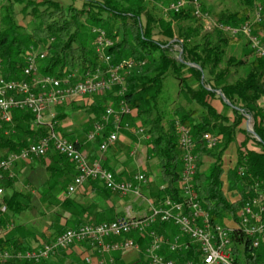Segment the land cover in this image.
<instances>
[{"label": "trees", "instance_id": "obj_1", "mask_svg": "<svg viewBox=\"0 0 264 264\" xmlns=\"http://www.w3.org/2000/svg\"><path fill=\"white\" fill-rule=\"evenodd\" d=\"M5 1V16L0 18L3 78L18 81L24 79L22 70L31 50L45 55L38 68L40 76H51L60 81L68 79L70 85L83 81L86 75L104 77L110 67L124 64L119 72L121 82L116 83L112 91H106L107 94L101 100L88 106L89 116L93 117L91 122H101L107 109L104 105L108 101L115 105L123 102L126 107L137 111L136 118L148 139L150 154L157 160L161 172L163 187L156 193H150L154 203L165 198L182 201L177 189L183 169L177 127L189 130L197 158L194 188L201 207L209 214L211 222L230 230L234 264H264V243L258 249H252L249 238L225 224L226 221L237 222L244 202L264 190V114L263 106H260L264 99V58L256 56L248 64L244 59L226 57V48L233 43L231 38L218 29L202 33V21L194 16L196 5L199 8L201 5L194 4V0H186L185 6L176 13L169 12L168 19L159 18L147 3L148 0H82L81 8L74 5L64 7L53 0ZM257 2L260 4L256 5L255 0H238L241 10L219 11L215 14V19L224 26L240 27L250 22L249 10L264 5V0ZM18 6L21 7V15L31 16L30 31H25L18 25L15 11ZM202 11L204 12L203 9ZM261 18L263 20L251 23V35L257 38L264 34V16ZM189 22L193 27L181 25ZM96 29L103 31L105 38L111 42V46L103 51L104 55L109 56L108 65L96 53L97 34L93 32ZM260 39L264 48V36ZM248 46L250 43L246 40L245 47ZM175 47L179 48L177 57L174 56ZM250 53L252 51L247 54ZM242 68L245 69L244 76L239 75ZM168 80L172 82L174 91L170 109L167 102L166 105L161 104ZM218 93L224 97L225 102ZM215 99L229 112L231 119L220 115L211 104ZM11 116L10 124L0 120V160L10 153H18L36 144L50 133L48 124L36 125L30 112L13 111ZM67 116V112L54 115L53 130ZM247 116L252 119L253 133L260 141L241 126ZM123 119L124 117L122 121ZM113 123L110 122L100 136L89 142L91 146L98 149L113 130ZM88 132L86 129L87 134ZM204 134L216 139L213 147H207L203 140ZM239 135L244 136L243 140L239 139ZM67 136L64 134L61 137L66 139ZM248 142L252 148L248 147ZM74 144L79 147L77 143ZM115 144L119 149L118 143ZM233 144L237 146L235 165L225 170L223 158ZM45 159L49 161L47 166ZM206 159L211 163L203 169ZM33 162L36 164L28 167L22 178L27 192H12L10 196L3 192L0 198V253L35 251L53 242L67 230L116 219H113L114 215L109 216L106 210L95 212L92 216L89 211H96L99 202L114 203L116 198L123 196L107 190L98 180L83 183L95 200H82L77 192L68 196V186L77 176L70 161L50 152ZM102 166L117 181H121L122 174H116ZM240 171L243 176L239 175ZM132 180L129 178L128 182ZM14 183L13 177L6 176L3 189H12ZM255 185L258 187L255 188ZM31 191L38 195L42 204L48 202L44 209L41 204L35 207L34 214H40L45 220L49 219L52 233L48 239L29 243L16 237L17 228L19 229L16 223L25 211L29 212L18 198H31ZM59 196H63V199L59 200ZM2 207H5V212L1 211ZM83 214L87 215L86 219ZM94 215L98 216L97 219H88ZM62 218L65 219V224L60 226L58 222ZM152 230L165 241H171L179 234L178 229L166 223H155ZM124 238L131 239L138 245L140 251L136 253L139 256L137 261L144 258L145 262L148 237L131 234ZM183 240L189 241L186 237ZM83 244L91 248L88 243ZM241 249L243 258L240 259ZM62 252L60 250L38 264H50L55 257H62ZM160 254L177 262L199 261L196 245L177 253L170 252L167 245H163ZM109 260L114 264H124L116 261L114 256ZM0 264L35 263L12 260L7 263L0 261ZM74 264L86 262L78 259Z\"/></svg>", "mask_w": 264, "mask_h": 264}, {"label": "built area", "instance_id": "obj_2", "mask_svg": "<svg viewBox=\"0 0 264 264\" xmlns=\"http://www.w3.org/2000/svg\"><path fill=\"white\" fill-rule=\"evenodd\" d=\"M194 4H196L195 0ZM184 5V2L178 1L170 4L168 9L176 13ZM255 10L254 22H259L261 20V7L257 6ZM194 16L203 18L207 22L211 21L210 16L203 14L197 5ZM251 23V21L246 22L237 28L219 23L214 24L216 29L232 37L242 35L248 39L254 54L259 58H264L263 46L258 38L251 35ZM93 32L97 34L96 53L100 60L108 65L109 56L104 55L103 51L111 46V42L105 38L103 31L96 29ZM44 56L43 53L31 50L22 70L24 79L19 81L3 78L0 59V120L10 124L13 111H27L33 115L36 125L46 123L50 129L48 137L42 138L36 144L30 145L18 153H10L0 160V198L4 192L3 181L6 176L13 177L11 169L16 163L31 162L46 156L50 152L63 156L74 165L77 176L68 186L67 195L75 194L77 189L87 180H98L112 193L142 198L141 186L147 182L144 175H138L130 182L117 181L114 175L102 166L101 160L90 161L74 143L54 132L52 128L54 115L51 114L48 119L43 116L56 105L110 91L116 83L121 82L122 78H120L119 72L124 68V64L115 68L110 67L104 77L86 75L83 81L70 85L68 79L60 81L55 77L39 75L37 64L44 59ZM36 91H38L37 94ZM127 111L125 104L120 102L119 113H114L108 108L105 110L101 122L94 124L92 131L87 135V140L90 142L101 135L110 123V119L114 122L113 130L98 147L100 153L107 151L109 146L117 141L118 131L121 128L130 129L129 125L122 121ZM262 112L264 114V106ZM250 120L252 121L251 118ZM262 124L264 126V118ZM137 133L141 134L143 130L139 129ZM177 133L183 162L180 176L181 202L169 198L157 203L148 201V210L142 216L121 217L97 225H85L77 230H67L57 236L53 242L43 245L38 250L0 253V261L7 263L15 260L38 264L41 260H47L58 251L67 250L79 243H88L99 254L138 252V246L131 239L124 237L139 234L149 239L145 249L146 260L141 264H234L231 253L230 230L211 222L209 214L199 203L194 188L197 158L194 154V145L189 130L177 127ZM203 140L208 148L216 144V139L208 134L203 135ZM239 175L243 176L242 171L239 172ZM257 187L255 185V188ZM1 211L5 212V207H2ZM155 223L171 224L179 230V234L175 235L171 241H165L152 230ZM236 229L241 235L250 239L252 249H258L264 243V190L257 192L254 197H250L244 202L238 213ZM184 237L188 238L189 241H184ZM110 240H114V242H110ZM163 245H167L172 253L187 251L191 245H196L199 251V261L177 262L166 259L160 254Z\"/></svg>", "mask_w": 264, "mask_h": 264}, {"label": "rangeland", "instance_id": "obj_3", "mask_svg": "<svg viewBox=\"0 0 264 264\" xmlns=\"http://www.w3.org/2000/svg\"><path fill=\"white\" fill-rule=\"evenodd\" d=\"M34 1L39 2L41 0H34ZM53 1L58 2L59 4H61L64 7L70 6V5L77 6V8L82 7V0H53ZM176 1H181V3L184 2L186 4V0H148L147 3H149L150 7L152 9H154L155 14H157L159 18L168 19L170 16L169 12H171L168 9L169 5L171 3H175ZM255 2H256V5L260 4L259 2H257V0H255ZM197 3H200V5H201V7L199 8L200 11L203 14H207V15L209 14L208 16H210V19H211V21L207 22L203 18L201 19V18L195 16L197 19H200L202 21L201 22L202 33H207L209 31L216 29L214 23H218V22L215 19L216 18L215 14H217L219 11H223V10L235 11L237 9L241 10V7H239L240 4L238 3V0H196V4ZM6 5H7V1L0 0V18H3L5 16V6ZM20 8L21 7L18 6L15 9V11L17 13L16 20L18 22V25H20L22 27V29L24 28L25 31H30L32 28L31 16L21 15L19 13ZM202 9L204 10V12L202 11ZM261 11H262V16H264V5H262V4H261ZM248 13H249L250 21L253 23L254 19H255L254 17H255L256 10L255 9L249 10ZM181 25H185V26L190 25L191 27H193V24L191 25L190 22L189 23H183ZM263 36H264V34H262L260 38L262 39ZM229 38H231L233 43L229 44L228 47L226 48V54H227L226 57L233 56L236 59H244L248 64H250L254 60V58L256 57L253 50L251 49V46L245 47L246 40L249 43H250V41L248 39L244 38L242 35H237L235 37H232L231 35H229ZM260 38L258 37V39H260ZM175 51H176L175 52L176 55H174V56L177 57V53H179V48L175 47ZM249 51H252V53L247 54ZM41 64H42V61L38 62L37 67L39 68V66H41ZM244 70H245L244 68L239 70V75L244 76L245 75ZM119 76H120V74H119ZM120 78H121V76H120ZM110 91H112V90H110ZM105 92H102L100 94H97V95H94L91 97H87L86 99H84V98L83 99H77V101L72 100V101L66 102L65 104H61L58 107L55 106L53 108L55 110V111L53 110L55 113L54 114L55 116L61 112H67L68 116L64 121H62L60 124L58 123V125H56L54 132L58 135H61V136L64 134L68 135L67 136L68 139H67V137H65V138L67 140H71L72 134L78 130L76 128H75V130L71 129V127H72L71 125H73V123L75 125H77V124L81 125L82 127H85V125H86V127L90 126L92 124V122H91V118L89 117L90 114L88 111V106L91 105L96 100H98V101L101 100L104 97V95L107 94ZM35 93L37 94L38 91H36ZM173 99H174V91H173V87H172V82L168 80L166 83V86H165L164 95H163V99L161 101L162 102L161 104L165 103V105H166L168 103L167 106L170 109L172 107L171 101ZM211 104L216 108V110L219 113H221L220 115L230 117V119H231L229 112H227L226 110L223 109L219 100L215 99L211 102ZM104 106H106L107 109L110 108L111 110H113L114 113H119L120 105H115L114 103H110L108 101V103H105ZM260 106H264V99H263V101H261ZM127 109H128V111H127V114L125 115L124 122H126L129 125L130 130L129 131L120 130L118 136H120V135L126 136V138L128 140V146H123L121 151H119V152L115 149L116 151L114 152L115 153L114 155L119 154V157H122V163L124 166V172L121 173L122 174V179H121L122 182H128L129 178L134 180V178L138 175H144L146 177L147 182L141 188V194L144 197H146V199L143 200L142 198H136L132 195L119 197L118 199L116 198L114 200V218L113 219H115V218L117 219V218H121V217H127V216H138V217L142 216L143 213H146L148 210V201H153L150 197V193H156L159 188L163 187L162 186L163 184L161 181V172H160V169L158 166V162L150 154V146L148 144V139L146 138V136L144 134L145 132H143L141 134L137 133V131L139 129L143 130V128L139 124V121L136 118L137 111L135 109H131L129 107H127ZM43 116L45 118H47L49 115H47V112H46ZM247 118H249V116H247L246 120H244L241 123V126L245 130H246ZM87 120L89 121V123L87 122ZM112 121H113L112 119L109 120V122H112ZM63 125H67L69 128H66V127L63 128L62 127ZM90 130L88 129V131H90ZM246 132H247V130H246ZM238 137L241 140H243V138H244V136H242V135H239ZM118 140H119V137H118ZM250 144L251 143L248 144V147L252 148L253 146ZM115 146H116V144H114V147ZM236 147L237 146L235 144L231 145V147L227 150L226 154L224 155L223 161H224V169L225 170L232 168L235 165ZM181 153H182V151H181ZM210 163H211V161L206 159L204 162L203 169H206ZM145 187H147V189H145ZM177 189L179 190V193H180L181 192L180 182L178 184ZM148 194H149V197H147ZM28 213L29 212L25 211L23 213V215L26 216V215H28ZM38 217L45 221V219L42 218V216L40 214L38 215ZM225 224L230 229H234L237 226V222H234V221L233 222L226 221ZM79 244H82V243H79ZM139 250H140V248H139ZM129 254L130 253H123L120 255L127 256ZM100 255H102V256H101L100 262H98V264H114V262H111L109 260V258L114 256V253H108V254L100 253ZM241 258H243L242 249L240 252V259ZM108 261H109V263H108Z\"/></svg>", "mask_w": 264, "mask_h": 264}, {"label": "crops", "instance_id": "obj_4", "mask_svg": "<svg viewBox=\"0 0 264 264\" xmlns=\"http://www.w3.org/2000/svg\"><path fill=\"white\" fill-rule=\"evenodd\" d=\"M82 99V98H79ZM77 101V99H76ZM54 109H52L50 112H47V115H54ZM49 116L46 118L48 119ZM90 118H93L92 115L89 116ZM125 118V117H124ZM89 123V121L87 120ZM124 123V119H123ZM126 123V122H125ZM94 123H92L90 126L82 127L81 125H71V129H78L75 131V133L72 134L71 136V141L72 143H77L79 145V150L85 154L90 161H95V160H101L102 165H104L106 168H109L112 171H115L116 174H121L124 172V166L122 163V157H119V154L114 155L115 151L117 150L118 152L121 151V147L123 146H128V140L126 136L120 135L119 140L117 139L116 142H118V145L120 148L118 149L117 146L114 147L113 143L112 145L109 146L107 151L104 153H100L97 149V147L91 146L90 141L87 140V135L92 131ZM63 128H69L67 125H63ZM86 129H91L88 134L86 133ZM120 130H125L121 128ZM119 130V131H120ZM130 130V129H129ZM125 130V131H129ZM118 131V134H119ZM69 141V140H68ZM116 149V150H115ZM45 165L47 166L49 164L48 159H45ZM36 164V162H18L16 163L12 169H11V174L13 176V179H15V183L13 185V188L9 189H4V195L10 196L12 192H27V188L25 187L22 178L24 176V172L28 169V167H33ZM85 185V184H84ZM82 185L77 189V193L80 194L78 197H80L82 200H95L96 198L90 193L86 187ZM30 195H32L31 198L26 199L25 198H18V201L22 203L24 207H26L29 211L28 215H22L18 221L17 225L19 226V229L17 228V234L16 237H19L21 240L25 242L32 243L34 241H42L44 239H48V237L52 233V228L51 222L49 219L47 220H42L38 217L39 214H34L35 207H37L39 204L43 205L42 209L46 208L48 202H44L43 204L41 203L40 199L38 198V195L34 192L31 191ZM69 196V195H68ZM124 197V196H123ZM137 198V197H136ZM63 196H59V200H62ZM142 199L145 200L146 197L142 195ZM96 211L95 209H91L89 213L91 212L92 214H95V212H99L100 210H106L107 213L110 215H114V203H111L109 201L105 203H98L97 204ZM67 215H65L66 217ZM89 216L88 219H97L98 216L94 215L93 217ZM83 218H87V215L83 214ZM60 226L65 224V219H60L58 222ZM140 251V250H139ZM138 251V252H139ZM138 252H130L129 255H120L119 253H114V258L116 261L122 262L124 264H136L137 263H142L144 261V258L141 261H137L138 257L136 253ZM62 257H55L50 264H74L76 260L80 259L81 261L86 262V264H98L100 262L101 256L96 249H93L92 247L89 248L88 245L82 244H77L72 246L71 248L64 250ZM58 260V263L56 262ZM139 260V259H138Z\"/></svg>", "mask_w": 264, "mask_h": 264}, {"label": "water", "instance_id": "obj_5", "mask_svg": "<svg viewBox=\"0 0 264 264\" xmlns=\"http://www.w3.org/2000/svg\"><path fill=\"white\" fill-rule=\"evenodd\" d=\"M218 95H220L222 101L225 102L224 97H223L220 93H218ZM246 130H247V132L250 133V134L252 135V137H254L257 141H260V140L254 135V133H253V130H252V127H251V120H250V118L247 120V123H246Z\"/></svg>", "mask_w": 264, "mask_h": 264}]
</instances>
